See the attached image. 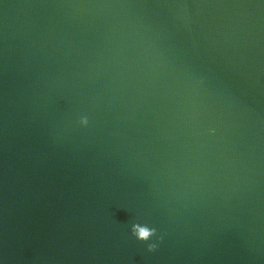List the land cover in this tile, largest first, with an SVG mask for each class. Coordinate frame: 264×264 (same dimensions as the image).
I'll use <instances>...</instances> for the list:
<instances>
[{
  "label": "water",
  "instance_id": "water-1",
  "mask_svg": "<svg viewBox=\"0 0 264 264\" xmlns=\"http://www.w3.org/2000/svg\"><path fill=\"white\" fill-rule=\"evenodd\" d=\"M0 264H264V0H0Z\"/></svg>",
  "mask_w": 264,
  "mask_h": 264
},
{
  "label": "clouds",
  "instance_id": "clouds-1",
  "mask_svg": "<svg viewBox=\"0 0 264 264\" xmlns=\"http://www.w3.org/2000/svg\"><path fill=\"white\" fill-rule=\"evenodd\" d=\"M78 123L81 126H87L89 123L88 117L80 116ZM130 232L136 240L145 242L146 250L148 252H154L158 248L159 242L163 239L162 235H158L157 229L155 227H150L147 224H142L139 222H134L131 224Z\"/></svg>",
  "mask_w": 264,
  "mask_h": 264
}]
</instances>
